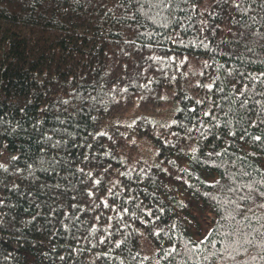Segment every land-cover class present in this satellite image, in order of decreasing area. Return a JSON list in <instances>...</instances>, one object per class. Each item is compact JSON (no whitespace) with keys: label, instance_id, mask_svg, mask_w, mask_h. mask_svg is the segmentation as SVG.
I'll list each match as a JSON object with an SVG mask.
<instances>
[{"label":"trees","instance_id":"obj_1","mask_svg":"<svg viewBox=\"0 0 264 264\" xmlns=\"http://www.w3.org/2000/svg\"><path fill=\"white\" fill-rule=\"evenodd\" d=\"M0 264H264V0H0Z\"/></svg>","mask_w":264,"mask_h":264},{"label":"snow or ice","instance_id":"obj_2","mask_svg":"<svg viewBox=\"0 0 264 264\" xmlns=\"http://www.w3.org/2000/svg\"><path fill=\"white\" fill-rule=\"evenodd\" d=\"M256 139H257V140H259V139H260V137H256Z\"/></svg>","mask_w":264,"mask_h":264}]
</instances>
